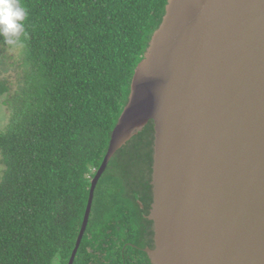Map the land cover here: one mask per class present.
<instances>
[{"label": "trees", "instance_id": "obj_1", "mask_svg": "<svg viewBox=\"0 0 264 264\" xmlns=\"http://www.w3.org/2000/svg\"><path fill=\"white\" fill-rule=\"evenodd\" d=\"M166 3L20 0L26 19L16 54L0 40V103L8 111L0 129V264H67L90 180ZM12 71L18 77L14 93ZM152 133L149 122L110 160L73 264H91L93 256L95 264H141L129 245L123 253L117 235V244H102L114 220L131 213L129 201H149L146 194L127 196L126 189L130 169L151 162ZM138 218L132 216L126 242L138 243Z\"/></svg>", "mask_w": 264, "mask_h": 264}, {"label": "water", "instance_id": "obj_2", "mask_svg": "<svg viewBox=\"0 0 264 264\" xmlns=\"http://www.w3.org/2000/svg\"><path fill=\"white\" fill-rule=\"evenodd\" d=\"M152 122L151 264H264V0H167L90 180Z\"/></svg>", "mask_w": 264, "mask_h": 264}, {"label": "flooded vegetation", "instance_id": "obj_3", "mask_svg": "<svg viewBox=\"0 0 264 264\" xmlns=\"http://www.w3.org/2000/svg\"><path fill=\"white\" fill-rule=\"evenodd\" d=\"M152 141H153V133H152ZM152 141H151V151H152ZM130 175L128 176L127 182L129 189H126L128 191L127 196H133L132 194H136L138 196H142L144 198L145 194L147 195V198L149 201H139V199H135L134 201H129L131 203V213L129 214L128 211H124V214L119 219L114 220L113 225L115 227V230L110 225V228L107 229L105 232L106 236V243H103L102 245L108 246L111 242H116L115 236L117 235L120 240L123 242V253H125L126 247L129 245L131 249H133L132 254L134 256V260L141 261V264H151L147 253L145 252L146 249H153L154 241H153V228H152V222L148 219L149 212L151 210V204H152V189H151V172H152V153H151V162L150 164H140L139 168H132L130 169ZM144 179V180H142ZM144 183H147L149 185V191H147V187L144 186ZM127 201H124L123 205ZM104 203V201H103ZM122 205V204H121ZM101 208V207H100ZM92 209V208H91ZM99 209V208H98ZM101 211V210H100ZM91 213V212H90ZM100 215V214H98ZM104 215V214H103ZM138 216V222L136 224H133L135 227V235L138 243H131L126 242V231L129 229L130 222L132 220V216ZM84 216V215H83ZM90 217V216H89ZM83 220V218H82ZM129 220V221H128ZM128 221V222H127ZM89 222V220H88ZM82 224V223H81ZM88 226V224H87ZM81 227V226H80ZM86 232V230H85ZM79 234V232H78ZM85 234V233H84ZM78 236V235H77ZM84 236V235H83ZM77 239V237H76ZM75 239V242H76ZM83 239V238H82ZM75 245V243H74ZM91 249V248H90ZM89 251L93 254H99V252H96L95 250ZM143 253V254H142ZM99 256V255H97ZM93 260L91 264H95V257H92ZM122 258L124 259V254L122 255ZM68 263V262H67Z\"/></svg>", "mask_w": 264, "mask_h": 264}, {"label": "clouds", "instance_id": "obj_4", "mask_svg": "<svg viewBox=\"0 0 264 264\" xmlns=\"http://www.w3.org/2000/svg\"><path fill=\"white\" fill-rule=\"evenodd\" d=\"M26 11L20 0H0V40L10 51L21 45Z\"/></svg>", "mask_w": 264, "mask_h": 264}, {"label": "rangeland", "instance_id": "obj_5", "mask_svg": "<svg viewBox=\"0 0 264 264\" xmlns=\"http://www.w3.org/2000/svg\"><path fill=\"white\" fill-rule=\"evenodd\" d=\"M10 51V50H8ZM11 53L16 54V51H12ZM9 83H10V91L12 93H14L17 90V80L18 77L16 76L17 74L15 72H9ZM3 100V96L0 97V101ZM7 120H8V111L6 110V108L4 106H2V104L0 103V129H2L6 124H7ZM1 170H2V166L0 165V176H1ZM111 181H105L103 182L104 185H102L103 187H107V185L110 183ZM104 187V188H105ZM57 262V260L55 261V263Z\"/></svg>", "mask_w": 264, "mask_h": 264}]
</instances>
